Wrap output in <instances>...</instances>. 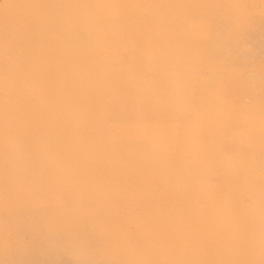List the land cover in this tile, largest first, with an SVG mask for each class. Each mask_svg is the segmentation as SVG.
<instances>
[{
  "label": "rangeland",
  "instance_id": "rangeland-1",
  "mask_svg": "<svg viewBox=\"0 0 264 264\" xmlns=\"http://www.w3.org/2000/svg\"><path fill=\"white\" fill-rule=\"evenodd\" d=\"M0 13V264H264V0Z\"/></svg>",
  "mask_w": 264,
  "mask_h": 264
},
{
  "label": "bare ground",
  "instance_id": "bare-ground-1",
  "mask_svg": "<svg viewBox=\"0 0 264 264\" xmlns=\"http://www.w3.org/2000/svg\"><path fill=\"white\" fill-rule=\"evenodd\" d=\"M30 5V4H29ZM91 6V5H90ZM29 7V6H28ZM32 8V7H31ZM34 10V9H33ZM98 10V9H97ZM34 13V12H33ZM103 13V12H102ZM161 13V12H160ZM1 14V13H0ZM104 14V13H103ZM41 16V15H40ZM97 16V15H96ZM184 16V15H183ZM149 18V17H148ZM144 19V18H143ZM43 20V19H42ZM64 20V19H63ZM47 21V20H46ZM45 22V21H44ZM48 22H49V20H48ZM57 22V21H56ZM67 23V22H66ZM184 23V22H183ZM35 25H37V24H35ZM40 25V24H39ZM67 26V25H66ZM173 27V26H172ZM141 30V29H140ZM43 32H44V30H42ZM34 34V33H33ZM30 37V36H29ZM172 38V37H171ZM21 39V38H20ZM75 42V41H74ZM67 51H68V49H67ZM40 54V53H39ZM29 55V54H28ZM32 55V54H31ZM19 56V55H18ZM21 56H23V55H21ZM25 56H27V55H25ZM157 73V72H156ZM158 74V73H157ZM161 74V73H160ZM177 74V73H176ZM31 76H33L32 74H30ZM38 75V74H37ZM89 75V74H88ZM187 75V74H186ZM191 75V74H190ZM235 75V74H234ZM20 77V76H19ZM38 77H40V76H38ZM38 77H36L37 79H38ZM44 77V76H43ZM115 77V76H114ZM75 78V77H74ZM116 78V77H115ZM143 78H144V76H143ZM159 78V77H158ZM27 79V78H26ZM184 79V78H183ZM222 79V78H221ZM53 81V80H52ZM201 81V80H200ZM100 83V82H99ZM157 86V85H156ZM98 87V86H97ZM119 87H121V86H119ZM39 88V87H38ZM67 91V90H66ZM258 91V90H257ZM67 93V92H66ZM69 94V93H68ZM113 95V94H112ZM43 96H45V95H43ZM81 96V95H80ZM100 96V95H99ZM48 99V98H47ZM57 105V104H56ZM64 106V105H63ZM261 106V105H260ZM62 107V106H61ZM11 113V112H10ZM226 114V113H225ZM56 115V114H55ZM254 115H256V114H254ZM254 115H253V117H254ZM61 116V115H60ZM64 116H66V115H64ZM70 116V115H69ZM75 117V116H74ZM234 117V116H233ZM59 118V117H58ZM182 118V117H181ZM227 118V117H226ZM238 118V117H237ZM245 118V117H244ZM248 118V117H247ZM229 119V118H228ZM245 120H248V119H245ZM252 120V119H251ZM15 121V120H14ZM252 122V121H251ZM3 123V122H2ZM162 123V122H161ZM164 123V122H163ZM162 123V124H163ZM221 123H222V121H221ZM232 124H233V122H232ZM74 125V124H73ZM77 125V124H76ZM80 125V124H79ZM79 125H77V126H79ZM164 125V124H163ZM222 125V124H221ZM248 125V124H247ZM247 127V126H246ZM16 128V127H15ZM32 128V127H31ZM71 128V127H70ZM39 129V128H38ZM60 129V128H59ZM260 129V128H259ZM1 130V129H0ZM235 130V129H234ZM21 131H22V129H21ZM24 131V130H23ZM230 131V130H229ZM48 132V131H47ZM56 134V133H55ZM244 134H247V133H244ZM33 135V134H32ZM230 135H231V133H230ZM258 135V134H257ZM257 135H255V136H257ZM247 136H249L248 134H247ZM260 136V135H259ZM31 137V136H30ZM81 137V136H80ZM100 137V136H99ZM43 138V137H42ZM231 138V137H230ZM41 139V138H40ZM97 139V138H96ZM258 139H259V137H258ZM232 140H234V139H232ZM251 140H253V139H249V141H251ZM255 140V139H254ZM77 141V140H76ZM168 141V140H167ZM234 141H236V140H234ZM97 142V141H96ZM164 142V141H163ZM258 142V141H257ZM55 143V142H54ZM155 143V142H154ZM253 143V142H252ZM255 143V142H254ZM168 144V143H167ZM256 144H258V143H256ZM256 144H254V146H256ZM155 145H157V143L155 144ZM159 145V144H158ZM157 145V147H159ZM162 145V144H161ZM242 145L243 144H241L240 146L242 147ZM250 145H252V144H250ZM238 146V145H237ZM240 146H238V148L240 147ZM244 147H245V145H243ZM240 147V148H241ZM259 147V146H258ZM92 148V147H91ZM169 148V147H168ZM257 147H255V149H256ZM262 148V147H261ZM261 148H259V150L261 149ZM250 149V148H249ZM248 149V150H249ZM80 150V149H79ZM245 150V149H244ZM251 150V149H250ZM75 151V150H74ZM77 151V150H76ZM247 151V150H246ZM245 151V152H246ZM110 152V151H109ZM163 152V151H162ZM161 152V153H162ZM251 152V151H250ZM72 154V153H71ZM163 154V153H162ZM252 154V153H251ZM29 155V154H28ZM69 156V155H68ZM81 156H83V155H81ZM158 156V155H157ZM156 156V157H157ZM160 156V155H159ZM179 156V155H178ZM31 157V156H30ZM47 157V156H46ZM70 157V156H69ZM161 158V157H160ZM48 159H50L49 157H48ZM177 159V158H176ZM175 160V159H174ZM4 162V161H3ZM144 168V167H143ZM34 170V169H33ZM33 172V171H32ZM54 175V174H53ZM62 177V176H61ZM163 177V176H162ZM92 180H93V178H92ZM92 180H91V182H92ZM235 180H237L236 178H235ZM49 179H46L45 180V183L43 182V183H39V186L41 187V188H48L49 186H51L50 184H49ZM87 181V180H86ZM88 182V181H87ZM27 184L25 185V188H32V183L30 182V181H28V182H26ZM81 183V182H80ZM261 183V182H260ZM41 184H43V187H42V185ZM91 184V183H90ZM16 186V185H15ZM111 186V185H110ZM233 187V186H232ZM242 189V188H241ZM264 190V189H263ZM115 191V190H114ZM222 191V190H221ZM224 191V190H223ZM226 193V192H225ZM218 194V193H217ZM15 194H13V196H14ZM76 197V196H75ZM242 197V196H241ZM155 198V197H154ZM150 200H151V198H150ZM232 200V199H231ZM31 201V200H30ZM33 201V200H32ZM34 201H35V199H34ZM135 201V200H134ZM36 202V201H35ZM35 202H34V204H35ZM64 202V201H63ZM97 202V201H96ZM169 202V201H168ZM249 202V201H248ZM24 203V202H23ZM109 203V202H108ZM28 204V203H27ZM33 204V203H32ZM226 204V203H225ZM24 205H26L25 203H24ZM175 205V204H174ZM144 207H146V206H144ZM187 207V206H186ZM227 207V206H226ZM4 208V207H3ZM77 208H79V207H77ZM13 209V208H12ZM107 209V208H106ZM181 209V208H180ZM184 209V208H183ZM231 209V208H230ZM258 209V208H257ZM185 210V209H184ZM226 210V209H225ZM224 210V211H225ZM19 212V211H18ZM181 212V211H180ZM26 213V212H25ZM149 213V212H148ZM193 213V212H192ZM195 214V213H194ZM171 215V214H170ZM190 215V214H189ZM162 219H163V217H161ZM214 218V217H213ZM216 219V218H215ZM225 219V218H224ZM234 219H235V217H234ZM219 220V219H218ZM159 221V220H158ZM151 222V221H150ZM150 222H148V223H150ZM22 224V223H21ZM197 224V223H196ZM141 225V224H140ZM196 227H197V225H196ZM219 228V227H218ZM1 229V228H0ZM33 230V229H32ZM225 230H227L226 228H225ZM217 231V230H216ZM215 232V231H214ZM219 232V231H218ZM225 233H223V235H224ZM158 235V234H157ZM207 235V234H206ZM233 235V234H232ZM188 238V237H187ZM222 238H223V236H222ZM225 239H228L227 238V236L225 235V237H224ZM231 238V237H230ZM99 239V238H98ZM219 240L221 239V237L219 236V238H218ZM215 241V240H214ZM5 242V241H4ZM191 242V241H190ZM207 242V241H206ZM218 242V241H217ZM208 243V242H207ZM8 244H10V243H8ZM162 244H164V243H162ZM216 244V243H215ZM11 245V244H10ZM203 247V246H202ZM206 247V246H205ZM201 248V247H200ZM236 249V248H235ZM186 250H187V248H186ZM209 250V249H208ZM226 250V249H225ZM176 253V252H175ZM24 256V255H23ZM18 259V258H17ZM29 260V259H28ZM133 260V259H132ZM196 263V262H195ZM29 264V263H28Z\"/></svg>",
  "mask_w": 264,
  "mask_h": 264
}]
</instances>
